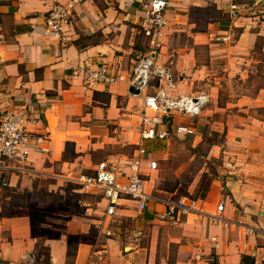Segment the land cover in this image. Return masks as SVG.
Wrapping results in <instances>:
<instances>
[{"label": "crops", "instance_id": "0c3cea01", "mask_svg": "<svg viewBox=\"0 0 264 264\" xmlns=\"http://www.w3.org/2000/svg\"><path fill=\"white\" fill-rule=\"evenodd\" d=\"M67 1L0 0V119L6 113L36 119L38 126L27 124L28 130L47 138L41 144L45 152L29 155L34 173L9 176L0 190V264H264V79L254 96H230L223 107L215 106L222 121L213 126L225 132L217 147L222 167L205 197L194 199L200 212L169 219L161 216L164 205L152 204L140 212L135 202L124 199L109 218L98 192L75 187L73 192L99 199L96 204L103 209L93 210L86 203L82 214L56 216L60 225L45 216L35 219L32 213L48 207L29 206L28 199H21L25 192L52 193L61 183L68 184L66 177L91 174L103 161L120 163L124 180L134 154L124 160L122 153L110 151L98 162L93 156L126 144H132L135 153L143 112V97L129 94L125 83L87 86L84 72L111 64L127 73L134 60L147 55L138 24L148 0H82L66 43L44 37L46 12ZM166 1L167 25L156 64L171 75L170 96L202 92L216 103L219 87L247 79L262 64L264 0ZM232 4L240 5L234 15ZM217 35H227L230 41L215 43ZM196 49L206 50L207 62L197 60ZM195 84L202 85L201 91H193ZM154 86L151 81L148 93L155 92ZM202 112L192 118L171 115L169 126L189 127L194 133L188 136L197 138V128L189 122ZM132 133L133 141L127 142ZM66 143L72 150L65 159ZM164 143H146L150 157L141 163V177L150 193L147 185L157 171L153 146ZM43 178L55 180L57 186L44 188ZM195 187L190 186L189 194ZM178 190L166 192V198L153 195L174 200ZM220 203L224 208L217 213ZM35 227L55 236L35 234ZM42 247L47 254L40 253Z\"/></svg>", "mask_w": 264, "mask_h": 264}, {"label": "built area", "instance_id": "2783aa9c", "mask_svg": "<svg viewBox=\"0 0 264 264\" xmlns=\"http://www.w3.org/2000/svg\"><path fill=\"white\" fill-rule=\"evenodd\" d=\"M81 1L68 0L63 4L52 5L44 17L42 35L66 43L68 41L66 31L73 21L75 7ZM167 7L166 0H148L141 7L138 28L147 41L148 53L145 57L134 60L127 73H123L119 66L111 64H102L84 72L87 86L125 83L128 87L139 90L140 96L143 97L138 142L134 156L126 164L125 179L120 180L123 166L111 161L98 163L91 174L78 173L65 178L66 183L74 185L83 192H98L106 201L105 214L109 218L114 216L117 206L124 199L135 202L140 212L145 211L152 204L164 205L166 210L161 216L169 219H173L176 215L200 212L196 200L190 197L181 196L171 200L153 195L145 189L141 177V163L143 159L150 157V152L146 148L147 142H166L170 137H185L194 133L193 129L186 126L170 127L171 115L196 117L208 102L204 94L178 98L169 95L173 87L171 75L167 68L156 64V57L161 49V38L167 25ZM239 7V4H232L230 13L234 15ZM213 41L226 43L230 38L227 35H217L213 37ZM151 81L155 82L153 94L148 93ZM27 124L38 126L39 121L14 113H6L0 119V190L7 186L6 178L9 176L33 174L34 170L29 163L30 153L45 152L41 144L47 141L46 136L28 130ZM150 167L155 168L156 162L151 161ZM223 208V204H218L217 213H221ZM248 234L252 235L253 230H248Z\"/></svg>", "mask_w": 264, "mask_h": 264}, {"label": "rangeland", "instance_id": "374dc122", "mask_svg": "<svg viewBox=\"0 0 264 264\" xmlns=\"http://www.w3.org/2000/svg\"><path fill=\"white\" fill-rule=\"evenodd\" d=\"M196 55L199 62H207L205 49H196ZM261 59L263 60L262 64L256 67V69H252V73H248L249 77L247 79L241 80L240 82L233 81L232 83H225L221 88L219 87V96L216 103L208 102L203 108L204 113L202 112L199 118L189 122L197 128V138L191 136L170 137L164 144L153 146L155 160L157 161L156 178H154L151 184L147 185L149 190L152 191V194L166 198L169 195L165 190H169L177 185L179 190L174 197L186 196L194 198L196 195L200 196L211 179L215 178L218 174L219 167H222V158L220 157V152L218 153L217 147H221L225 136V132L220 125L218 128L213 126L214 122L222 121V113H214L216 111L215 106L223 107L227 101L232 100L230 96L248 95L252 97L257 94L258 90L262 87L264 79V57L261 56ZM201 86L195 84L193 91H201V88H199ZM150 92H153L152 88H150ZM200 93L202 92L196 95ZM134 135L135 133L129 134V136L127 135V138H130L127 139V142H132L133 140L131 138ZM214 146L215 148H213ZM115 147H109L106 151L94 155L93 159L95 162L106 160L105 153L110 151L122 153L126 156V159L122 158L124 160H129L134 154L135 147L132 144H126L124 147L116 145ZM71 150V147L68 148L65 159L70 155ZM54 170L59 172L60 169L55 168ZM41 183L44 188H47L49 185H56V181L53 179L43 178ZM61 184V186L53 189L54 191L52 193L28 191V193L25 192L23 194L21 199L23 202L28 199L29 206L34 207L33 203H37L42 204L41 206L43 207H48L44 212L38 213L35 211V213H32L33 216H36L35 219L40 221L45 216L44 218L49 219V222L60 225L62 221L55 219L56 216L59 218L71 214H82V206L86 203H90L88 207L93 210L103 209L102 206L96 204L99 199L73 192V189H75L74 185ZM193 184H196V187L193 193L189 194L188 190ZM197 190H199L198 194ZM158 206H160L159 203H157ZM45 219L43 221H46ZM38 229L40 228L35 227V234L45 233L40 232ZM46 236L54 237L55 234L48 232ZM46 250L45 247H42L40 253L47 254Z\"/></svg>", "mask_w": 264, "mask_h": 264}, {"label": "trees", "instance_id": "16d2710c", "mask_svg": "<svg viewBox=\"0 0 264 264\" xmlns=\"http://www.w3.org/2000/svg\"><path fill=\"white\" fill-rule=\"evenodd\" d=\"M72 147V144L70 143H66L65 144V156H66V151L68 150V148ZM76 157V154L74 152H72V158H75ZM212 180V179H211ZM211 182V181H210ZM210 182L208 183V185L205 187V189L203 190V192L199 195H196V197H192L193 199H203L208 191V187L210 185ZM177 189V185L172 187L171 189L169 190H165L166 192H169V193H173L175 190ZM199 190H200V186H199ZM199 190H197V194L199 193Z\"/></svg>", "mask_w": 264, "mask_h": 264}, {"label": "water", "instance_id": "95a60500", "mask_svg": "<svg viewBox=\"0 0 264 264\" xmlns=\"http://www.w3.org/2000/svg\"><path fill=\"white\" fill-rule=\"evenodd\" d=\"M129 94L138 96L140 94L139 90L135 89L134 87H129L128 90Z\"/></svg>", "mask_w": 264, "mask_h": 264}]
</instances>
